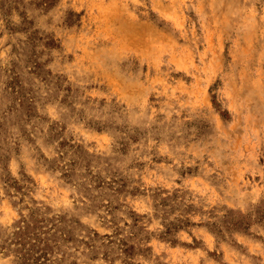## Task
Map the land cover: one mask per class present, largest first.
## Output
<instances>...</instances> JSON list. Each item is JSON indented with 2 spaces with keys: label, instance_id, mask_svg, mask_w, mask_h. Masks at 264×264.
<instances>
[{
  "label": "rangeland",
  "instance_id": "1",
  "mask_svg": "<svg viewBox=\"0 0 264 264\" xmlns=\"http://www.w3.org/2000/svg\"><path fill=\"white\" fill-rule=\"evenodd\" d=\"M0 264H264V0H0Z\"/></svg>",
  "mask_w": 264,
  "mask_h": 264
}]
</instances>
